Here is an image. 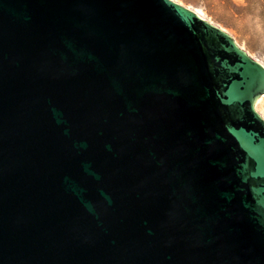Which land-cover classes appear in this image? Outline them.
Segmentation results:
<instances>
[{"label":"water","instance_id":"95a60500","mask_svg":"<svg viewBox=\"0 0 264 264\" xmlns=\"http://www.w3.org/2000/svg\"><path fill=\"white\" fill-rule=\"evenodd\" d=\"M261 95L177 0H0V264H264Z\"/></svg>","mask_w":264,"mask_h":264},{"label":"rangeland","instance_id":"374dc122","mask_svg":"<svg viewBox=\"0 0 264 264\" xmlns=\"http://www.w3.org/2000/svg\"><path fill=\"white\" fill-rule=\"evenodd\" d=\"M223 27L252 57L264 64V0H177ZM264 116V97L257 104Z\"/></svg>","mask_w":264,"mask_h":264},{"label":"bare ground","instance_id":"6f19581e","mask_svg":"<svg viewBox=\"0 0 264 264\" xmlns=\"http://www.w3.org/2000/svg\"><path fill=\"white\" fill-rule=\"evenodd\" d=\"M197 12L200 14V15H202L203 17H206V16H204L199 10H197ZM207 18V17H206ZM254 58V57H253ZM255 60H257L258 62H260L263 66H264V64H263V62H261L260 60H258V59H256V58H254ZM262 97H264V95H261V96H259L257 99H256V101H255V103H254V109L264 118V116L261 114V112L258 110V108H257V104H258V101L262 98Z\"/></svg>","mask_w":264,"mask_h":264},{"label":"trees","instance_id":"16d2710c","mask_svg":"<svg viewBox=\"0 0 264 264\" xmlns=\"http://www.w3.org/2000/svg\"><path fill=\"white\" fill-rule=\"evenodd\" d=\"M218 2H221L222 0H217Z\"/></svg>","mask_w":264,"mask_h":264}]
</instances>
